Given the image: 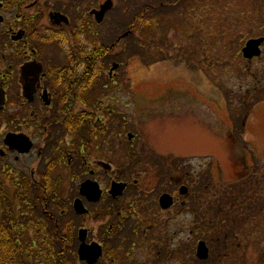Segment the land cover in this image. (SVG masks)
Segmentation results:
<instances>
[{"label":"flooded vegetation","instance_id":"obj_1","mask_svg":"<svg viewBox=\"0 0 264 264\" xmlns=\"http://www.w3.org/2000/svg\"><path fill=\"white\" fill-rule=\"evenodd\" d=\"M100 6L0 0V228L11 234L0 264L19 261L20 246L30 264H195L200 243L206 262L198 226L208 237L227 230L237 250L239 235L258 225L243 223L239 191L213 196L214 168L223 185L242 179H221L211 156L169 147L209 129L242 132L209 121L207 105L172 86L136 103L135 92L151 89L123 83L131 60L114 61L111 51L128 36L105 42ZM159 133L168 145L153 140Z\"/></svg>","mask_w":264,"mask_h":264},{"label":"rangeland","instance_id":"obj_2","mask_svg":"<svg viewBox=\"0 0 264 264\" xmlns=\"http://www.w3.org/2000/svg\"><path fill=\"white\" fill-rule=\"evenodd\" d=\"M105 1L98 0L100 5ZM168 1L112 0L99 34L107 42L122 35L133 19L141 16L144 24L149 19L151 26L130 27L123 52L122 48L111 51L114 61L131 60L121 73L124 84H144L151 89V93L145 89L135 92L136 103L156 99L172 86L198 105H207L212 111L209 121L216 125L232 122L236 134L242 132L235 138L236 153L242 155L238 145L246 149L242 180L223 185L214 168L212 192L218 198L236 197L239 191L245 200L243 223L256 221L258 227L253 232L245 229L235 250L230 246L232 235L231 241L224 240L227 230L208 237L198 226L196 240L206 239L211 254L206 262L196 258L194 263L257 264L264 250V103L259 104L264 101V45L262 55L251 62L242 58L240 50L249 38L264 36V0H174V6H159ZM146 4L153 8L144 14ZM57 133L53 130L52 139L61 147Z\"/></svg>","mask_w":264,"mask_h":264},{"label":"water","instance_id":"obj_3","mask_svg":"<svg viewBox=\"0 0 264 264\" xmlns=\"http://www.w3.org/2000/svg\"><path fill=\"white\" fill-rule=\"evenodd\" d=\"M112 7V2L107 0L96 13V21L99 23L103 20L105 13ZM264 43V37L251 38L246 41L241 49V54L245 59H252L261 55V45ZM116 68L113 66L112 69ZM160 133L153 140L160 144L163 143L159 138ZM166 144V143H163ZM168 145V144H166ZM236 141L230 134L224 132L208 131L206 136L200 134L194 135L191 139L186 140L184 144L176 143L169 147L171 153L176 155L201 154L213 157L218 163V171L221 179L236 180L243 176L245 171L244 156L236 153ZM81 254V251H78ZM197 256L200 259L206 257V249L203 243L199 244Z\"/></svg>","mask_w":264,"mask_h":264},{"label":"trees","instance_id":"obj_4","mask_svg":"<svg viewBox=\"0 0 264 264\" xmlns=\"http://www.w3.org/2000/svg\"><path fill=\"white\" fill-rule=\"evenodd\" d=\"M138 19H133L131 23V27L136 30V28H139V30L142 27H146L144 24V19L141 18V16L137 17ZM9 237H11V234L7 232L6 230H3L0 228V253H1V248L3 245H9ZM23 238V237H22ZM23 243V241H22ZM30 243V242H29ZM12 245V242L10 243ZM24 248L20 246V254L21 257L19 261L15 262V264H30L29 262V254L23 250ZM260 264H264V255L260 259Z\"/></svg>","mask_w":264,"mask_h":264}]
</instances>
